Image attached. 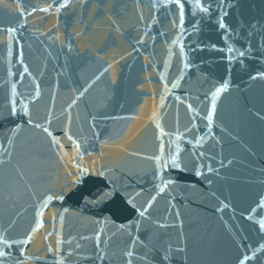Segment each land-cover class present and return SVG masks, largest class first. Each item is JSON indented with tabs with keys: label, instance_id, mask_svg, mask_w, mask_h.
Listing matches in <instances>:
<instances>
[{
	"label": "water",
	"instance_id": "water-1",
	"mask_svg": "<svg viewBox=\"0 0 264 264\" xmlns=\"http://www.w3.org/2000/svg\"><path fill=\"white\" fill-rule=\"evenodd\" d=\"M60 2L0 0V237L31 235L7 264H129L128 250L131 264H238L254 251L247 264H264V209L246 218L264 197V0H202L211 16L186 4L183 26L157 0ZM154 155L187 170L161 185ZM101 170L116 192L93 203L108 190ZM154 196L148 219L125 203Z\"/></svg>",
	"mask_w": 264,
	"mask_h": 264
},
{
	"label": "snow or ice",
	"instance_id": "snow-or-ice-1",
	"mask_svg": "<svg viewBox=\"0 0 264 264\" xmlns=\"http://www.w3.org/2000/svg\"><path fill=\"white\" fill-rule=\"evenodd\" d=\"M68 2L69 0H61V2L57 5L56 10L59 11L61 8H66L68 7ZM228 3V0H220V4L218 5V7H223L224 4ZM186 4L193 10L192 14L195 16L198 13L204 14V15H208L211 16V5H206L204 2H202V0H166V2L161 3L160 0H157V3L154 5L156 8H166L169 10V12H173V6L175 9L174 15L178 16L179 19V24L180 26H183V22L185 19V7ZM51 7V5L49 6ZM33 11H36V9H33ZM40 11H44L47 12L49 11V8H41ZM22 15L24 13H21ZM30 14V13H28ZM225 15H227V13H224ZM202 18V17H201ZM175 21H173V24L175 25ZM193 27H196V24H193ZM218 27L220 29H226L227 25L223 22V20L221 19V21L218 24ZM9 31H14V29H9ZM142 42V41H141ZM215 47V46H213ZM234 50L232 47H228L227 48V52L228 53H232ZM240 57H244L245 56V52L244 51H240L239 52ZM99 78V77H97ZM256 76H253L252 79H256ZM228 89V83L224 82L222 87L220 88H216V90L211 94V100L214 101L217 97V95L221 92V91H226ZM39 98V91L37 89V99ZM191 107V106H190ZM214 110H215V105L212 104L211 109L207 112L206 116L204 117L205 120H207V122L210 124L212 122V117L214 114ZM9 114L12 116H18L20 114V110L16 107H10L9 108ZM27 115V113H25ZM35 127L40 128L41 125L40 124H36ZM17 131V128H13L12 132L15 133ZM43 131L45 133H47L49 136L52 135V133L49 131L48 128H43ZM9 139H11L9 137ZM193 139H195V136H193ZM53 143H57L56 141H53ZM185 143H190V141H185ZM77 147H79L77 145ZM165 145L162 143L160 146V151L161 152H165ZM5 152H7V149H5ZM166 155H170V154H166ZM199 156H204L203 152L198 153ZM149 159H152L154 162V166H153V171H152V176H153V180L154 181H159V184L161 185H171L175 183V180L172 178V176L170 175H166V173L172 171L173 169L176 172H180V171H186L187 169L184 168L179 162L178 159L173 157L170 160V163L166 160L165 156H161V155H154L152 157H149ZM202 165H194L193 166V171L194 174L197 177H200L202 175H204L203 172H201L199 170V167ZM87 171L84 168H78V171L76 173V178H77V182H79L81 175ZM209 171H212L211 166L209 165ZM97 176H99L101 178V182L103 183L104 181H107L108 183L104 184V188L108 189V190H102L101 192L97 193V196L93 199V203H102L105 200H107L109 197H111L112 195L115 194L116 189H115V182L112 181L111 176L101 170L98 171L96 173ZM109 184H111V188H109ZM157 187H159L157 185ZM165 191V187H159V192L163 193ZM137 195H139V193H137ZM55 198H61L62 199V194L61 193H57V192H52L51 194L46 196V199L51 201ZM156 197H152V199L147 203V206L143 207V208H137L135 203L133 202L134 198H128L125 200V203L127 205H129L132 209H134V213L133 215H137L139 218L142 219H148V216L146 215V213L148 212V209L151 207L152 203L155 201ZM260 209H264V197H260L258 199V202L251 207L250 209V214L248 216H246V218L251 219V214H255L257 213ZM67 211V210H65ZM141 226V221L137 220L135 222V228L137 230H139ZM161 227H163V225H160ZM37 227H39V224L37 225ZM124 226L121 225V228H123ZM258 228L261 234H264V218H260L259 219V223H258ZM129 235L131 236L132 233L129 232ZM138 237H134L131 241L132 245L135 246V244L138 242ZM31 240V235L29 234L28 236L25 237L24 240L21 241H17L15 239H10L9 237L2 236L0 237V264H7L8 259H10L15 250L20 248L21 244H24L26 242H30ZM97 240H99V235H97ZM261 250L264 251V245H261ZM49 251H52V249H49ZM177 251L182 252L183 248H177ZM24 250H20L19 251V256L23 257L24 256ZM69 255H71V253H69ZM124 256L127 258V260L129 261V264H131V259L134 256V251L132 250H128L124 253ZM145 259L147 258L146 256L144 257ZM169 254L165 253L161 259L163 261H167L169 260ZM256 258V253L254 251L253 256L249 257L246 254L242 257L239 258L238 260V264H247L248 260H254ZM101 259H103V257H101Z\"/></svg>",
	"mask_w": 264,
	"mask_h": 264
}]
</instances>
